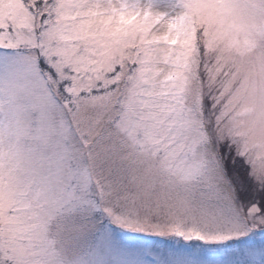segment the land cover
<instances>
[{
    "label": "snow or ice",
    "instance_id": "6c2138e0",
    "mask_svg": "<svg viewBox=\"0 0 264 264\" xmlns=\"http://www.w3.org/2000/svg\"><path fill=\"white\" fill-rule=\"evenodd\" d=\"M0 264H264V0H0Z\"/></svg>",
    "mask_w": 264,
    "mask_h": 264
}]
</instances>
